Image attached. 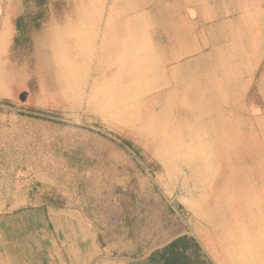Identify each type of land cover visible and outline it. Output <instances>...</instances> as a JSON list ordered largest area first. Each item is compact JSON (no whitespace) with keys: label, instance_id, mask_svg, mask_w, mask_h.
<instances>
[{"label":"rangeland","instance_id":"rangeland-1","mask_svg":"<svg viewBox=\"0 0 264 264\" xmlns=\"http://www.w3.org/2000/svg\"><path fill=\"white\" fill-rule=\"evenodd\" d=\"M27 1L0 0V102L12 105L0 104V209L35 197L57 208L74 207L95 227L107 225L102 244L109 245L112 259L144 263L174 238L190 234L215 264H263L253 251L255 241L232 229L250 259L239 258L226 229L236 200L251 207L247 192L264 191V124H258L264 119V27L253 37L240 33L239 49L249 52L246 60L240 54L235 68L240 122L218 124V136L235 145L233 151L223 146L228 171L217 179L212 199L210 177L190 178L195 191L187 195L182 177L172 175L176 171L167 165L180 158L183 146L173 142L167 124H134L139 107L125 72L139 75L136 65L125 64L127 45L102 61L98 33H89L85 21L75 26L77 17L65 24L81 0H49L43 7ZM23 12L32 20L19 33ZM55 46L61 56L53 53Z\"/></svg>","mask_w":264,"mask_h":264},{"label":"crops","instance_id":"crops-1","mask_svg":"<svg viewBox=\"0 0 264 264\" xmlns=\"http://www.w3.org/2000/svg\"><path fill=\"white\" fill-rule=\"evenodd\" d=\"M81 1L77 13L66 15L65 21L77 17L75 26L85 21L89 33H98L101 59L113 54L115 58L116 48L127 45L125 64L136 65L139 75L133 81L125 78L132 102L139 107L134 124H141L138 129L167 124L173 142L183 146L178 148L180 158L167 165L176 171L172 175L182 177L187 195L195 191L190 178L210 177L212 197L217 179L228 171L221 161L223 146L233 151L235 145L232 138L218 136V124L240 122L235 68L240 54L249 58L248 51L239 49L240 33L253 37L264 27V0ZM130 73L127 69L125 75ZM161 82L160 89L149 93ZM8 209H0V264H145L112 259L109 245L102 244L107 225L95 227L74 207L57 208L35 197ZM182 237L196 241L215 264L190 234L168 244Z\"/></svg>","mask_w":264,"mask_h":264},{"label":"bare ground","instance_id":"bare-ground-1","mask_svg":"<svg viewBox=\"0 0 264 264\" xmlns=\"http://www.w3.org/2000/svg\"><path fill=\"white\" fill-rule=\"evenodd\" d=\"M17 7V6H16ZM31 8V7H30ZM51 11V10H50ZM19 12V11H18ZM58 13V11H57ZM46 15V14H45ZM47 17V16H46ZM46 19V18H45ZM65 21V20H64ZM66 24V21H65ZM73 34H70V38L72 37ZM107 36V35H106ZM106 38V37H105ZM105 43V42H104ZM59 46H55L53 53L56 56H61L59 53ZM103 49V48H102ZM81 53V52H80ZM100 60H104L101 59L103 57V52H101L100 54ZM97 58V63L100 61ZM99 65V64H98ZM95 66V65H94ZM60 67V66H59ZM135 77V73H130V74H126L125 78H129V80H133ZM264 190V188H263ZM248 191V190H247ZM243 194V192H242ZM249 194V195H248ZM244 195H246V193H244ZM247 195L252 198V206L249 207L248 205H245L243 199L238 198L236 200V209H230L229 213H231V211H233V221L235 223V226H232V222H230V225L228 226L229 228L226 229L228 233L227 239H230L233 243L236 240H233V233L231 232L232 229H236L237 231H239L241 234H243L244 238H248L249 240H254L256 245H253V251L254 253L256 251L259 252V255L263 261L264 264V191L260 192V190L258 191H253V192H247ZM228 200V199H227ZM232 201H230L231 203ZM234 204V203H233ZM228 205V204H227ZM235 205V206H236ZM231 206V205H230ZM233 206V205H232ZM231 206V207H232ZM223 209V208H222ZM228 213V212H227ZM223 214V213H222ZM229 216V215H228ZM225 217V216H224ZM219 218V217H218ZM217 219V218H216ZM222 221V220H221ZM248 222V227L250 232L246 231V225ZM245 223V224H244ZM224 229V228H223ZM246 238V239H247ZM247 239V240H248ZM253 241V242H254ZM223 242V241H222ZM225 243V242H224ZM236 255L239 258L242 257H248V255L243 254L246 250V246H241L239 245V242L236 241ZM248 250L250 252V255L252 257V250H251V246L247 245ZM255 248V249H254ZM248 252V251H247ZM250 259V258H249ZM234 260V259H233ZM235 264V261H234Z\"/></svg>","mask_w":264,"mask_h":264},{"label":"trees","instance_id":"trees-1","mask_svg":"<svg viewBox=\"0 0 264 264\" xmlns=\"http://www.w3.org/2000/svg\"><path fill=\"white\" fill-rule=\"evenodd\" d=\"M33 3L38 4V7L46 6L49 0H31ZM28 1L24 0L23 5ZM59 5V4H58ZM32 20L29 14L23 12L17 22L16 28L18 32H22L25 28L29 27ZM0 104L4 106H12L8 100H3ZM0 111H5L0 109ZM20 115L24 116L22 112ZM52 205H56L50 201ZM145 264H212L207 256L203 253L199 244L188 237L179 238L172 243L168 244L161 250L153 252L145 261Z\"/></svg>","mask_w":264,"mask_h":264}]
</instances>
